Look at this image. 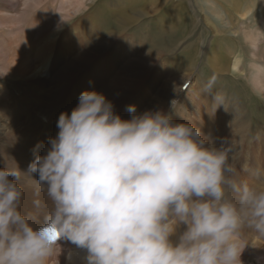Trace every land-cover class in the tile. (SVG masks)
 I'll return each mask as SVG.
<instances>
[{"label": "clouds", "instance_id": "1", "mask_svg": "<svg viewBox=\"0 0 264 264\" xmlns=\"http://www.w3.org/2000/svg\"><path fill=\"white\" fill-rule=\"evenodd\" d=\"M174 102L167 112L128 105L123 119L85 90L27 171L4 156L0 264H59L58 240L86 250V264H242V230L264 234V191L240 184L193 122L175 121ZM25 178L46 196L31 209Z\"/></svg>", "mask_w": 264, "mask_h": 264}, {"label": "bare ground", "instance_id": "2", "mask_svg": "<svg viewBox=\"0 0 264 264\" xmlns=\"http://www.w3.org/2000/svg\"><path fill=\"white\" fill-rule=\"evenodd\" d=\"M97 1L102 0H45L39 6L36 3L28 8L26 0H0V167H3V157L8 156L22 172L27 171L35 155L43 154L48 139L56 135L59 114L70 113L82 91L95 90L112 101L114 111L123 119L130 118L126 110L128 105H135L137 113L157 109L167 112L170 111L169 102L178 101L171 110L173 119L193 122L216 147L227 152L234 178L240 184L264 191V116L259 114V124L253 122L250 127L242 121H234V110L240 112L241 108L236 98H226L221 103L219 95L204 90L200 86L205 76L203 67L197 73L199 79L194 76L190 81L193 62L176 83L167 80L165 86L150 95L154 88L149 84V72L155 59L162 56V44H167L168 40L162 38V33L154 36L140 33L139 26L144 24L140 19L144 13L139 12L142 3L127 0H108L101 9L103 13L99 17L103 24H109L116 33L100 36L94 31V28L98 29L96 22L100 18L95 17V24L88 33L74 36L78 29L76 21L83 23L89 17L88 9ZM145 1L153 9L164 2ZM187 1L188 6L186 0H182L181 7L187 10L189 18L190 14L202 13L212 22L206 12L213 16L221 7L224 18L230 23L224 30L221 24L217 27L212 22L213 33H219V37L212 39L207 50V61L211 65L208 70L213 77H205L206 80L214 78L217 62L224 60L226 53L239 45L246 55L241 54L242 61L237 57L232 64L237 72L232 70V73L243 76L264 101V82L261 80L264 77V0H229L226 5L217 0H193L192 4L191 0L195 11L190 0ZM20 3L24 4L25 13L14 22L11 13L18 10L11 7ZM243 4L249 5L244 8ZM133 12L139 13L135 17ZM138 20L141 23L131 39L126 32ZM62 26L66 28L60 31ZM220 32L228 34L230 43ZM124 36L133 41L129 42ZM217 41L226 42L220 47L218 58L213 54ZM244 58L249 60L250 68L248 73L242 74L241 67L246 64ZM93 62H96L95 66L89 70ZM219 70H223L222 66ZM183 84H187L184 92ZM202 103L210 106L209 115H204L201 110ZM236 125L240 126L235 129ZM229 126L235 129L232 135ZM32 177L37 178L35 173ZM25 180L23 208L31 209L33 199L46 201L43 192L34 196L32 182ZM226 194L235 198L231 190ZM43 223L41 217L34 227L39 228ZM241 243L245 245L240 255L242 264H264V234L245 227ZM57 244L61 248V251L57 248L56 253L59 264H86V250L66 240H58ZM52 264H55V258Z\"/></svg>", "mask_w": 264, "mask_h": 264}, {"label": "rangeland", "instance_id": "3", "mask_svg": "<svg viewBox=\"0 0 264 264\" xmlns=\"http://www.w3.org/2000/svg\"><path fill=\"white\" fill-rule=\"evenodd\" d=\"M23 1V0H22ZM45 0H26V6L28 8H31V6L36 5L39 6L42 4ZM52 2V0H49ZM108 0H102L95 2L92 4V6L88 9L89 17L85 19L83 23H80L79 21H76L75 24L77 30L74 32V36L81 34V36L86 32L88 33L91 26H93L95 23V17H98L103 13L101 9H104L107 5ZM130 1H139L142 3L140 6V11L143 12L144 16L140 19L141 22H144L140 27L142 32L140 33H151L153 36L156 33H162V38L167 39L168 41L165 42L167 44H162V56L157 57L155 59V63L153 67L151 68L149 72V84L154 88L152 92H150V95L153 94L157 88L160 89V86H165L167 84V80L172 81V83H176L180 76L183 73H186L188 71V68H190L191 63L193 66L191 67L192 71L190 74V81L193 79V77H198L197 74L200 69L204 68L203 80L200 81V86L204 88V90H208L211 94L214 93V95H219L221 97V103L224 102L226 98H236L238 101V104L241 106L239 109L240 112L237 110H234L233 119L237 122H244L243 124L247 126H251V124L254 122L256 125L259 124L258 120L261 119L259 117V114H262L264 116V101L262 100V96L258 93H255L253 89L251 88L250 84L245 80V78L240 77L239 75H235L232 73L233 71L237 72V69L232 66L234 61L237 60V57L240 61H242L243 56L246 55V53L242 50V48L239 45H236V47L233 50H230L226 53L225 59L222 61H218L216 65L215 70V76L212 80H206L205 77H213L211 76V73H209V67L210 61H207V50L209 48L210 42H212V39L219 37V33L214 34L213 33V26L214 25L218 27L219 24H221V28L224 30H227L226 26H230V23L224 18L223 16V9L219 7L215 14L212 16L210 13L206 12V15L210 17L212 22L208 19H205L201 14H197L194 16L193 14H190V18L186 14L187 10H182L181 2L182 0H163V7L158 4L156 9H153L150 4H146L145 0H127ZM218 2H221L223 5L228 4L229 0H217ZM39 2V3H38ZM192 0V4H193ZM186 4L188 6V1L186 0ZM213 5V4H211ZM249 5V4H248ZM246 4H243V7L245 8L248 6ZM98 6V8H95ZM190 6L192 10H196L191 5L190 0ZM24 4L20 3L19 5L16 4V6L11 7V9L16 8L18 11L11 13V16L13 18V21H19L21 16L25 13V9L23 10ZM58 7V6H57ZM95 8V9H94ZM189 8V7H188ZM243 9V8H242ZM242 11V10H241ZM259 11V10H258ZM139 12H133V16H137ZM196 13V12H195ZM184 15L189 18L188 20L184 17ZM199 15V16H198ZM198 16V17H197ZM219 16L221 18V23H219ZM100 18V17H99ZM139 19V20H140ZM138 20V21H139ZM133 22L129 26V30L126 32L131 39L132 37H135L133 33H137L138 25L141 23L139 22ZM103 24V19H99L96 22V27L98 29L94 28V31H98V34L102 37H107L113 33V30L109 28V24L106 23L100 26L99 23ZM228 22V23H227ZM16 22L15 24H17ZM220 27V26H219ZM66 28V26H62L60 28V31L62 29ZM143 28L146 30L144 31ZM84 29V32H83ZM150 31H149V30ZM109 30V32H107ZM112 33H111V32ZM225 35L226 41H228L227 33H222ZM214 34V35H213ZM127 35V36H128ZM125 37V36H124ZM232 37V36H230ZM229 37V38H230ZM127 40H131L129 37H125ZM134 39V38H133ZM224 41H217L215 51L213 54L215 56L220 55L219 49L222 45H224ZM230 43V40L228 41ZM127 46H125L123 49H125ZM213 47V46H212ZM197 51V53H196ZM242 54V55H241ZM196 55V57H195ZM195 57V58H194ZM193 58V59H192ZM192 59V60H191ZM246 61V64L242 65L241 71L247 72L250 67H248L249 60L244 58ZM208 62V63H207ZM96 62H93L89 66V70L93 69ZM207 63V64H206ZM195 64V66H194ZM222 66L223 70H219ZM174 70V71H173ZM239 72V71H238ZM264 74V72H263ZM175 75V76H174ZM197 75V76H196ZM40 76H44V74H41ZM262 82H264V77L261 78ZM7 81V80H6ZM4 82L3 84H5ZM145 87V84H144ZM185 89H182V92H184ZM208 104H203L201 106V110L204 112V115H209L207 112L210 110V106ZM206 109V110H205ZM243 112V113H242ZM258 112V113H257ZM240 113V114H239ZM259 117V119H258ZM233 122L231 121V124ZM240 125H236L235 129L238 128ZM263 126V125H262ZM229 131L233 134L232 131L235 130L233 126H229ZM232 128V129H231Z\"/></svg>", "mask_w": 264, "mask_h": 264}]
</instances>
